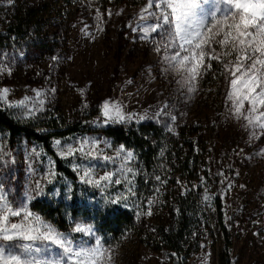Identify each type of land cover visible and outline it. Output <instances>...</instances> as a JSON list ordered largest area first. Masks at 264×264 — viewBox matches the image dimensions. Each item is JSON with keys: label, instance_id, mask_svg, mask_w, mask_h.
I'll use <instances>...</instances> for the list:
<instances>
[{"label": "rangeland", "instance_id": "1", "mask_svg": "<svg viewBox=\"0 0 264 264\" xmlns=\"http://www.w3.org/2000/svg\"><path fill=\"white\" fill-rule=\"evenodd\" d=\"M146 7L147 0H0V33H6L15 15L34 10L40 32H59L62 38L53 55L33 51L24 56L19 47L0 48V90L8 89L0 108L22 123L40 114L47 120L60 117L66 125L85 117L95 128L112 125L133 129L153 123L163 135L150 167L134 150L101 133L53 141L55 154L67 162L78 183L87 187L79 190L78 200H84L92 213L91 219L78 217L69 232L59 231L30 209L34 200L62 199L64 215L68 222L72 220V182L64 176L59 178L54 162L41 146L24 137L12 146L8 135L0 130V186L13 208L26 205L28 211L74 244L95 246L98 238L102 248L111 251V264H179L174 255L160 249L159 243L161 229L171 222L168 198L176 194L198 197L192 232L185 239L188 257L182 264H218L222 238L211 202L220 193L232 264H264V132L246 127L247 121L236 118L227 99L230 77L223 66L218 71L211 67L206 88L201 89V76L197 92L187 91L182 76L164 59L176 51L164 48L167 34L149 33L148 38H142L143 28L154 23L146 13L141 19ZM225 58L226 63L231 60ZM37 91L41 96L37 97ZM106 101L132 118L120 122L113 112V119L106 120ZM164 105V113L157 116ZM248 107L245 102V109ZM172 115L175 121L170 119ZM141 116L147 118L141 120ZM190 127L198 130V145L190 154L188 166L180 168L177 155H188L183 140ZM177 141L181 142L178 147ZM127 152H132L131 158ZM192 158H196L195 167ZM106 174L121 183L101 180ZM96 181H100L99 186ZM132 186L136 195L129 196L126 206L123 201L117 203L133 212L132 227L116 240L102 238L95 226L97 213L105 202L127 194ZM199 188L203 189L197 194ZM29 195L33 197L30 201ZM205 195L211 199L205 201ZM145 196L157 197L156 205L151 206L153 214L137 219V214L148 208ZM77 224L91 228L93 233L73 231ZM209 235L216 237L213 247L204 245Z\"/></svg>", "mask_w": 264, "mask_h": 264}, {"label": "snow or ice", "instance_id": "2", "mask_svg": "<svg viewBox=\"0 0 264 264\" xmlns=\"http://www.w3.org/2000/svg\"><path fill=\"white\" fill-rule=\"evenodd\" d=\"M149 8L155 11L149 12ZM144 13L154 23L143 28L142 38H148L149 33L167 34L169 39L164 48L176 51L171 56L165 55L164 59L182 76L189 93L197 92L198 78L211 69V61L223 63L222 57L235 54L234 62L223 63L230 77L231 90L227 99L237 119L247 121L246 127L259 128L264 132V111L260 110L264 109V0H147L141 19H145ZM97 14L99 17L98 10ZM214 46H219L221 51ZM156 51L161 49L158 47ZM7 93L8 89L0 90V100L6 99ZM36 95L39 97L41 93L37 91ZM245 102L249 105L247 109ZM23 103L20 102L21 105ZM166 108L164 105L157 116ZM113 112L120 122L132 118L126 117L119 106L109 105L106 101L103 105L106 120L113 119ZM146 118L139 117L141 120ZM170 119L175 121L176 116L172 115ZM252 138H257L255 132ZM132 155V152H127L128 158ZM111 176L106 174L100 179L121 183L119 179L112 181ZM156 179L161 178L157 176ZM95 183L99 186L100 181ZM135 195L132 186L127 189V194L118 195L109 202L123 201L126 206L129 196ZM32 198L31 195L27 197L29 201ZM210 199V196H204L205 201ZM153 203L154 200H149L147 210L139 212L137 219L140 215L151 216ZM15 217L19 219L14 221ZM73 231L93 233L91 228L79 224ZM111 259V251L103 249L98 238L95 246L74 244L68 236L28 211L26 205L13 208L0 186V264H111Z\"/></svg>", "mask_w": 264, "mask_h": 264}, {"label": "trees", "instance_id": "3", "mask_svg": "<svg viewBox=\"0 0 264 264\" xmlns=\"http://www.w3.org/2000/svg\"><path fill=\"white\" fill-rule=\"evenodd\" d=\"M39 27L38 14L34 10H25L19 15H15L6 28V33H0V48L6 46L19 47L24 52V56L28 52L33 51L53 55L55 52L52 51L59 48L57 41L62 39L61 35L59 32L43 35ZM217 51L221 50L217 48ZM234 56L235 54L231 56L233 62ZM222 59L223 63H226L227 59L225 57H222ZM223 63L216 60L211 62L215 71H218L223 66ZM210 79V70L202 74L203 82L201 83L204 86H201V89L207 87ZM56 119L47 120L44 114H40L22 123L0 108V130L8 135L10 145L13 146L19 137L27 138L31 142L38 144L41 146L43 152L54 162L59 178L64 176L72 182V192L69 200V217L72 219L71 222H68L64 215L65 206L62 199L58 202L54 200L50 202L34 200L30 204V209L43 220L52 223L61 232H69L72 229V223L78 217L85 216L87 219H91L92 213L84 204V200H78L79 190L84 188L83 191H85L87 187H83L82 184L78 183L75 174L70 170L67 162L55 154L52 148L53 141L76 134L101 133L114 142L122 143L134 150L142 163L146 167H150L152 157L155 154V146L160 144L163 135L161 129L153 123H142L133 129L112 125L95 128L90 118L84 117L82 120L71 125L64 124L60 117ZM197 131V129L190 127L188 135L184 137L183 145H186L188 155L186 158H183L181 154L177 155V164L180 168L188 166L191 161L190 154L193 152V148H197ZM180 144V141L176 142L177 147ZM192 159H194L193 166L195 167L196 158ZM202 189L199 188L197 194H200ZM197 198L193 194H176L168 198L171 222L161 229L159 243L160 249L174 255L179 264H182L188 257V252L185 249V239L192 232V224L197 214L196 210L198 209ZM211 203L215 222L222 238V247L218 254V264H232L230 233L224 223V210L220 193L214 195ZM97 214L95 226L97 232L104 239L110 238L111 240H116L126 230L130 229L134 223L133 212L117 203L105 202Z\"/></svg>", "mask_w": 264, "mask_h": 264}, {"label": "built area", "instance_id": "4", "mask_svg": "<svg viewBox=\"0 0 264 264\" xmlns=\"http://www.w3.org/2000/svg\"><path fill=\"white\" fill-rule=\"evenodd\" d=\"M149 200H154L155 201V203H153L151 205L152 207L156 205V202H157V197L156 196H145L143 198L145 206H148V201ZM215 239H216L215 235H213V236L209 235L208 237H206V239L204 241V245L206 247H213L215 245Z\"/></svg>", "mask_w": 264, "mask_h": 264}]
</instances>
